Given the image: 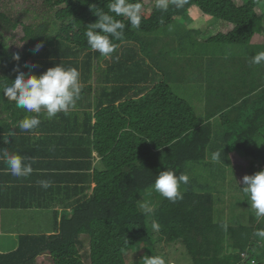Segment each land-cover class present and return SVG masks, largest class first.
I'll return each mask as SVG.
<instances>
[{
  "label": "clouds",
  "instance_id": "clouds-1",
  "mask_svg": "<svg viewBox=\"0 0 264 264\" xmlns=\"http://www.w3.org/2000/svg\"><path fill=\"white\" fill-rule=\"evenodd\" d=\"M42 4H46L50 10V18L58 19V37L53 43L57 52L66 49V32L69 38L75 29L72 28L71 21H77L81 13L86 14L88 20L92 10H95L96 13L88 21L89 28L85 33L88 50L82 59L70 60L65 65L57 64L39 76L36 69L31 68V63H22L23 68L14 67L11 70L13 66L10 61H19V55L23 54L25 46L30 42L31 29L41 12ZM184 6L186 16L182 14ZM245 6L250 7L253 29L244 31L251 38L247 43H232L230 35L235 31V24L227 20V15L230 11H236L244 16L242 8ZM69 7L72 9L71 14H65ZM4 16L17 21L18 25L14 28L8 26ZM26 21L31 22L27 24ZM19 27L24 28V37L15 41L11 33ZM186 32L189 33L186 41L189 42V38H193L198 44L205 43V47L197 48V56L206 62L205 66L217 62L214 75L207 69L192 67L183 62H168L173 52L178 50L179 42ZM200 37L202 41L199 42ZM256 37L264 39V0H199V4L193 3V0H75L73 3L67 0H51L50 3L47 0H0V92L9 101H13L16 108L35 113L19 120L17 127L23 132L36 129L41 123V113L47 118H52L60 112L68 114L69 111L74 112L77 109L80 111L79 134L75 132L76 126L65 130L71 139L58 144H62L68 152L56 147V154L51 156L53 164L48 162V155L45 153L40 152L36 159L34 153H20V133L4 131V128L0 130V187H4V213L1 214H4V223L7 225L16 221L19 229H25L28 219V223L32 224L34 215L41 216V228H32L20 237L23 240L22 243L19 241L20 248L17 250H28L30 246H35L31 239L36 241L46 236L54 250V255H46L51 264L52 258L55 257L61 258V262L66 264H110L102 260L103 240L107 258L114 259L117 264H128L127 256L133 253L136 264L139 256L134 243L126 240L121 231L124 230L129 237L136 238L144 236L143 229L150 230L155 242L159 237L167 238V233L159 229L158 223L151 226V222L143 224V219L132 217L135 212L128 204L129 194L125 186H131L133 181L136 185L141 179L147 185L138 193L135 191L136 198H144L154 188L162 197L175 202L182 198L181 185H187L189 182V176L183 173V166L179 175L173 170H162L154 179L153 169L157 160H154L153 155L147 154L152 159V165L150 167L143 163L141 158H138L142 150L137 149V141L132 145L129 141L120 143L114 149V158L117 161L115 166L129 165L130 178L123 181L121 177H117L118 181L115 183L103 179L107 172H110L103 163L104 158L109 163L113 160L108 159V154L102 146H98L99 141L95 134L89 133L90 128L96 129L99 126L97 119H94L93 124L87 125L82 122L83 112L89 104H96L118 85L104 84L96 78L83 84L80 71L70 67L71 62L87 65L91 58H95L96 67L105 71L108 67L118 64L125 51L137 52L138 59L142 61L144 52L149 51L155 56L164 52V58L154 60L161 63L163 69L158 74L151 75L154 79L149 85L154 84L153 88L160 87L163 92L174 93L185 100L193 89H207L206 105L197 110L202 117L199 118L200 127H203L210 137L212 132L216 137H222L235 133L239 126L234 125L236 121L248 117V114H239L242 112L243 100L250 96L245 94L247 92L258 96L260 113L264 120V107L260 103V95L264 94L261 78L264 75V51L255 54L248 63L242 61L241 55L232 54L235 49L243 50L253 39H258ZM4 45H7V57H4ZM42 46L38 43L34 50L39 51ZM221 50L229 51L228 55H220ZM10 70V83L2 81ZM203 72L207 78L205 83L198 78V74ZM223 73H226V78ZM213 88L224 91L225 100L210 102ZM146 95L147 92L138 94L132 90L117 102V106L123 104L127 110L128 103L140 102L144 97H148ZM240 95L243 96L240 98ZM83 99L85 102L82 106L77 105L72 109L77 101L80 103ZM139 109L143 110V107ZM147 109L153 113L151 108ZM163 121V136H169L175 120L173 117L163 116ZM185 132L190 133V128ZM2 137L4 141H1ZM85 139L91 141L93 151L77 152L76 148ZM178 140L175 137L168 139L166 148H175ZM242 148L250 149L251 152L257 151L256 146ZM242 148L237 147L229 155L226 166L237 178L236 172L239 168L235 155L247 159L248 173L241 180L243 186L241 185L239 192L247 205L244 193L246 194L254 210L252 211L248 204L250 214L259 222L264 218V170L256 171L259 169L257 166L252 172L254 165L256 166L252 161L253 152L252 156L239 155L238 152ZM221 156V150H215L211 153V161L220 163ZM33 162L39 166V177L46 173L45 180L40 181L38 177L33 184L25 186L27 179H34ZM236 198L235 193L233 200L227 202L235 206ZM227 202L225 201L226 205ZM142 207L146 213L152 212L149 202H145ZM239 208H243L242 203H239ZM48 211L60 214L55 219L54 230L50 233L44 231L45 225L42 223ZM239 219L242 222L246 216L239 213ZM33 229L36 230V236H31ZM254 235L264 240V229L256 230ZM178 246L187 252L183 244ZM175 250L178 252L179 248ZM1 252L2 248L0 257L9 254ZM247 259L243 257L244 262ZM142 260L143 264H167L162 255L144 256ZM37 264H42V256L37 258Z\"/></svg>",
  "mask_w": 264,
  "mask_h": 264
},
{
  "label": "trees",
  "instance_id": "trees-1",
  "mask_svg": "<svg viewBox=\"0 0 264 264\" xmlns=\"http://www.w3.org/2000/svg\"><path fill=\"white\" fill-rule=\"evenodd\" d=\"M50 1L47 0L48 3ZM67 1L73 3L75 0ZM193 3L199 4V0H193ZM249 8V6L242 8L244 16L236 11H230L227 15V20L235 24V31L232 34L230 31V42L247 43L250 40L251 36L245 32L253 29ZM71 12L72 9L69 7L65 14H71ZM95 13L96 11L92 10L88 20L86 14L81 13L77 21H71L72 28L75 29L69 38L66 32L68 40L66 49L57 52L53 43L58 37V19L50 18V10L46 4H42L41 12L31 29L30 42L25 46L23 54L19 55V61L15 62L14 59L10 61L13 66L11 70L14 67L23 68L25 63H31V68H35L39 76L57 64L65 65L70 60L82 59L88 50L85 36L89 28L88 21ZM182 14L186 16L185 6ZM4 20L10 27L14 28L18 25L17 21L5 16ZM61 31L63 32L62 29ZM188 37L189 33L186 32L179 42L178 50L173 52L168 62H183L192 67L207 69L211 75H214L217 71V62L205 66L206 62L197 56V48L205 47V43L198 44L193 38H189L188 42L185 40ZM198 41H202V37ZM38 43L43 46L39 51H35ZM3 47L4 57H7V45ZM164 57V52L155 56L148 51L142 54V61L138 59L137 52L125 51L119 63L108 67L105 71L96 67L95 58H91L87 65L78 62L70 63V67L80 71V80L83 84L96 78L104 84L118 85L96 104H89L83 112V123L91 125L94 119H97L99 126L96 129L90 128L89 133L95 134V138L99 141L98 146H102L108 154V159L113 160L110 163L106 158L103 160L107 170L110 171L107 172L106 177H103L104 180L115 183L118 181L117 177H121L123 181L130 178L129 165L115 166L117 161L114 158V151H116L114 149L126 141H129L130 145L137 141V149L142 150L138 158H141L143 163H147L150 167L152 165V159L147 154L153 155L154 160H157L153 169L154 179L162 170H173L179 175L181 166H183V173L189 176L188 184L181 185L182 198L175 202L162 197L154 188L144 198H136L135 191L138 193L147 185L144 180L139 179L136 185L134 181L131 186L124 185L129 194L128 204L135 212L132 217L143 219V224L151 222V226L153 223H158L159 229L167 233V238L159 237L155 242L154 237L150 235V230L145 229H143L144 236L132 238L124 230L121 231V235L134 243L136 251H139L143 245L147 246L149 256L162 255L167 259V256L163 255L166 254V249L168 250L171 245L183 244L194 264H264V240L254 235L256 230L264 229V218L256 222L250 214L248 204L244 203L243 210L239 208V213L245 215L246 219L241 222L236 207L226 199L229 191L237 194L242 188L233 172L226 166L229 155L237 147L256 146L257 151H252L253 156L248 149L252 161L256 164L252 172L257 166L259 169L256 171L264 170V120L260 113L258 96L250 92L245 93L250 96L243 100L242 112L239 114L242 116L248 114V117H244L242 121H236L234 125L239 126L235 133L222 137H210L203 127H200L199 118L202 117L197 112L206 105L207 89L195 88L185 100L174 93L163 92L160 87L153 88L154 84L149 85L154 79L151 75L158 74L163 69L161 63L154 60ZM11 70L2 81L10 83ZM204 73L198 74L202 83L207 80ZM223 75L226 78V73ZM261 78L264 84V75ZM225 81L228 83L227 79ZM140 85L142 86L139 87ZM132 90L138 94L147 92L146 96L151 91L149 96L144 97L140 102L128 103L127 110L123 104L117 106V102L130 94ZM242 96L240 95V98ZM225 97L224 91L213 88L209 101L219 102L225 100ZM84 102V99L80 103L77 101L72 109H75L77 105L82 106ZM260 103L264 107V94L260 95ZM142 107L143 110L139 109ZM147 108H151L153 113ZM31 115L35 113L16 108L15 103L9 101L0 92V130L4 128V131L20 133L19 146L22 148L19 150L20 153H34L36 159L37 154L42 152L48 155V162L53 164L51 156L56 154V147L68 152L62 144H58L71 139L65 130L76 126L75 132L79 134L80 111L77 109L74 112L69 111L68 114L60 112L52 118H47L44 113H41V123L36 129L28 132L21 131L17 127L19 120ZM163 116L173 117L175 120L169 136H163L165 129ZM188 127L190 133L185 132ZM174 137L179 139L176 147L166 148V141ZM1 141H4V137ZM56 144L58 145L54 146ZM218 149L222 153L221 162L213 163L211 153ZM76 151L91 153L93 145L89 139H85ZM100 153L104 156L102 152ZM32 167L34 179L33 181L27 179L25 186L33 184L39 177V166L37 167L33 162ZM45 176L46 173L43 177H39L40 181L45 180ZM40 189L46 191L43 187ZM145 202L150 203L151 213H146L142 207ZM22 240L20 239V243ZM31 242H35V246H30L28 250L24 248L18 251V249L15 253L1 256L0 264H37L39 256H42V264H51L46 259V255H54V250L48 237L42 236L36 241L31 239ZM102 246V260L117 264L114 259L105 256L103 240ZM243 257L248 258L247 261L244 262ZM97 259L96 253L95 261ZM52 260L53 264H66L61 262V258L55 257Z\"/></svg>",
  "mask_w": 264,
  "mask_h": 264
},
{
  "label": "rangeland",
  "instance_id": "rangeland-1",
  "mask_svg": "<svg viewBox=\"0 0 264 264\" xmlns=\"http://www.w3.org/2000/svg\"><path fill=\"white\" fill-rule=\"evenodd\" d=\"M30 1H33V0H30ZM30 22L31 21H26L27 24H29ZM11 34L13 35L15 41L20 40L24 37V28L19 27L15 32H13ZM256 38H258V39H253V42L251 41L250 44L247 47H245L243 50L235 49L232 51V54L235 56L241 55L242 61L244 63L250 62L252 57L255 54H257L260 51H264V39L259 38V37H256ZM255 41H258V43H256ZM247 51L250 52L251 55L248 54ZM228 52L229 51H227V50H221L219 52V54L220 55H228ZM211 137H216V135L212 132ZM238 153H239V155H242V156H248L249 155V151L247 149H244V148L240 149ZM235 162L238 164L237 168H239V169H237V172H236L237 180H238V183L240 185H242L241 180L248 173V161L244 157H238L237 155H235ZM234 194H235L234 192H229L226 196L227 201L233 200ZM244 195H245V198H246V200L250 206V209L252 211H254L251 208L250 200L248 199V197L246 196L245 193H244ZM55 203H57V202H55ZM239 203H242V206H244V197H243L241 192L237 193V198H236L235 203H234L238 213H239ZM57 204H59V203H57ZM240 207H241V205H240ZM59 216H60V214L58 212H54V211H48L46 213V217L43 218V220H42L43 221L42 223L45 225L44 231H46V233H50V231L54 230L55 219ZM0 218L2 219V222L4 223V214H1ZM256 219H257V217H256ZM36 235H37L36 230H34V229L31 230V236H36ZM156 238H157V236H155V239ZM177 247L179 248L178 252L175 250ZM137 254L139 256V259H137L136 264H143L142 258L144 256L150 255V254L147 255V246H143L139 251H137ZM163 255L167 256V259L163 256L165 258L167 264H194L192 258L188 255V252L182 250L178 245H176V246L171 245L168 248V250H166V254H163ZM127 262H128V264H134V254L133 253H131L127 256Z\"/></svg>",
  "mask_w": 264,
  "mask_h": 264
},
{
  "label": "crops",
  "instance_id": "crops-1",
  "mask_svg": "<svg viewBox=\"0 0 264 264\" xmlns=\"http://www.w3.org/2000/svg\"><path fill=\"white\" fill-rule=\"evenodd\" d=\"M155 41L153 37L152 42ZM4 213V187H0V215ZM26 221L25 229H19L16 221H12L10 224H5L0 218V249L2 252L13 253L19 248L20 237L26 235L27 231L32 228H41V216L34 215L32 217V224ZM14 245V246H13ZM13 246V247H12Z\"/></svg>",
  "mask_w": 264,
  "mask_h": 264
}]
</instances>
